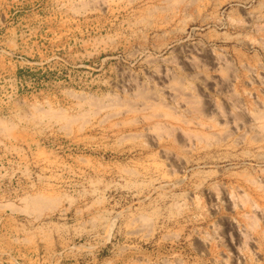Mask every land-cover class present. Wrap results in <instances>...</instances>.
Masks as SVG:
<instances>
[{"label": "rangeland", "instance_id": "obj_1", "mask_svg": "<svg viewBox=\"0 0 264 264\" xmlns=\"http://www.w3.org/2000/svg\"><path fill=\"white\" fill-rule=\"evenodd\" d=\"M0 264H264V0H0Z\"/></svg>", "mask_w": 264, "mask_h": 264}]
</instances>
